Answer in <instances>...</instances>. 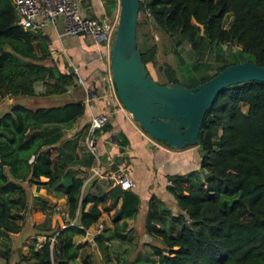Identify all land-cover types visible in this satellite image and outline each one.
Returning <instances> with one entry per match:
<instances>
[{"label": "trees", "instance_id": "trees-1", "mask_svg": "<svg viewBox=\"0 0 264 264\" xmlns=\"http://www.w3.org/2000/svg\"><path fill=\"white\" fill-rule=\"evenodd\" d=\"M138 10L174 37L171 52L178 76L172 69L173 80L186 87L233 62L249 60L264 67V0H138ZM227 13L231 17L224 26ZM36 37V32L15 23L11 0H0V99L36 95L35 82L43 86L40 95L59 94L73 84V72L60 70L47 51L35 52ZM225 42L238 47L225 53L221 49ZM183 43L191 52L208 49L212 56L186 61L178 49ZM136 48L143 65L153 61L154 44L144 49L136 44ZM83 110V101L76 99L36 107L15 102L0 114L3 264H8L11 252L6 238L21 228V215L13 211L27 209L23 181L42 185L56 197L64 196L67 218L73 221L56 226L39 242L34 237L28 242L23 239L25 249H17L14 264H80L72 237L83 235L97 220L101 212L97 204L104 201L102 194L83 191L82 176L60 167L77 161L88 165L93 160L88 149L82 150L79 158L73 152L82 134L60 140V124L76 119ZM196 143L201 150L203 179H197L198 170L170 178L166 189L175 210L150 195L143 227L159 244H149L146 254L129 264H264V81H244L221 89L203 115ZM53 150L56 159L52 158ZM40 176L46 179L39 180ZM119 195L117 214L130 216L136 210L135 196L126 191H119ZM43 204L44 199L33 196L28 209ZM172 226H177L175 232ZM97 234L93 240L105 259L104 241L124 238L118 226Z\"/></svg>", "mask_w": 264, "mask_h": 264}, {"label": "crops", "instance_id": "crops-1", "mask_svg": "<svg viewBox=\"0 0 264 264\" xmlns=\"http://www.w3.org/2000/svg\"><path fill=\"white\" fill-rule=\"evenodd\" d=\"M118 7V0H81L80 2V10L83 14L110 22L117 19ZM35 32L40 40L43 38L48 44L51 51L48 56L57 67L62 71L73 72V84L67 86L62 93L40 95L38 93L42 91L43 86L40 82H35L33 89L37 94L25 96L30 101L24 105L28 107L48 106L81 99L84 104L83 113L74 120L60 124L63 131L60 140L75 136L79 138V135L82 134L83 137H80L73 147V152L78 158L82 150L87 149L84 130H87L91 115L104 112L108 117L105 125L94 129L96 131L92 135L94 153L91 163L85 165L77 161L60 166L63 170L70 168L75 175L83 177L82 189L84 192L102 194L103 202L109 203L103 209L100 208L101 203H98L97 206L101 212L97 220L85 229L83 235H73L72 237L73 242L78 246V261L80 264H88L89 260L85 258L88 253L86 248L95 242L93 236L100 231L97 233L95 231L100 224L99 221L110 216L104 226L105 234L115 226H118L123 232L136 229L137 225L141 227L150 195L159 198L167 207L175 208L174 199L167 191L166 186L173 176L200 170L201 150L196 142L183 147L170 148L164 142L151 138L131 118L115 93L110 76L109 48L102 41H96L85 33L73 36L66 34L60 17H56L53 22H46ZM13 97L5 96L6 105L15 103ZM121 141H125V144L121 145ZM56 154V151L53 150L51 154L53 159H56ZM123 173L128 174L133 181L127 190H121L115 184V179ZM203 173H200L202 179ZM45 179V177H39V180ZM46 190L50 193H46ZM119 191L130 192L136 198V210L130 216L123 217L117 214L121 203ZM30 193L32 196L25 210V222L22 225V221L19 220L20 230L9 233L10 238L16 236V241L11 239L10 247L14 254L19 247L21 250L25 249V246L20 244L22 239L19 234L21 232L24 233V237L29 232V237L36 239L40 236L44 237L45 230L32 223L31 215L36 208L28 209L33 196H39L52 202L59 198L62 201L59 207L65 206L64 196L56 197L52 190L46 189L44 186L42 192L31 190ZM88 205L89 203L85 205V209ZM122 221L125 222L124 226L120 224ZM62 225L64 224L60 226ZM26 231L27 233H25ZM107 241H104L106 245Z\"/></svg>", "mask_w": 264, "mask_h": 264}, {"label": "water", "instance_id": "water-1", "mask_svg": "<svg viewBox=\"0 0 264 264\" xmlns=\"http://www.w3.org/2000/svg\"><path fill=\"white\" fill-rule=\"evenodd\" d=\"M118 3L109 44L110 76L123 108L151 138L170 148L195 143L203 115L221 89L244 81H264L263 66L242 60L186 87L173 80L172 66L164 60L157 64V69L165 81L156 82L146 71L136 48L138 0Z\"/></svg>", "mask_w": 264, "mask_h": 264}, {"label": "rangeland", "instance_id": "rangeland-1", "mask_svg": "<svg viewBox=\"0 0 264 264\" xmlns=\"http://www.w3.org/2000/svg\"><path fill=\"white\" fill-rule=\"evenodd\" d=\"M230 17L231 16L229 13L224 15L223 17L224 26L228 24ZM136 22H137V26H136L137 47H139L140 49H144L152 44L155 45L153 61L146 62V64L144 65L148 74L156 82L163 83L165 79L161 73V70L157 69V64L166 60L170 62L174 73L176 74V76H178L177 63H176L173 53L171 52V48H172L171 41L174 39V37L169 36L163 31H161L160 29H158L154 25V23L148 18V15L145 11L138 10ZM33 43H34V50L37 54H45L46 51L48 52V54L51 53L50 49L48 48V44H46L43 38H41L40 40L38 37H36ZM237 47L238 46L232 42H225L221 44V49L225 53L232 52ZM178 49H179L181 56L186 61L191 60L193 57H196V58L201 57L203 60H207L208 58H211L212 56V53L208 49H204L200 53L191 52V50L188 48L186 43L181 44ZM44 61L48 62L49 60L45 59ZM13 98L15 99V102L21 103L23 105L24 104L26 105V102L30 101L29 99H26L27 97L20 96V95H16ZM8 107L9 105L8 104L6 105L5 96H3L0 99V114L6 111ZM240 107L242 110L245 109V105L243 104H241ZM197 173H198L197 179L202 180L200 173H203V171L200 169L197 171ZM203 177H204V173H203ZM22 185H23V188L26 194L27 205L32 196L30 193L31 190H34L36 192H42L43 190L42 185H36L35 183L28 184L26 181H23ZM46 193H50V192L46 190ZM60 202L62 201L59 198L56 199L54 202L48 199H44V204L42 207L35 206L36 209L31 215L32 223L35 226H39L43 228L45 230L44 234H47L48 232H50L49 230H53V228H55L56 226H60L61 224H65L69 221L70 222L73 221L67 218V215L65 212V206L59 207ZM107 204L109 203H106V202L101 203L100 208L103 209L107 207L108 206ZM171 209L175 210L176 208L173 207ZM16 212L21 215L19 220L22 221V225H23V223L25 222V218H26V211L25 210L24 211L22 210L13 211L14 214H16ZM109 217L110 216H107L101 221H99L101 224V227H100V231L98 232V234L106 231L104 226L106 225V221L108 220ZM164 227L165 228L168 227V224L165 223ZM171 228H172V231L175 232L177 229V226H172L170 227V229ZM118 229H119V232L123 233L124 238L123 239L112 238L107 241L108 242L106 245L107 246L106 251H107V256H108L107 259L101 256V253L97 245L95 244V242L93 243V245H89V247L86 248L88 253L85 256V258H88L89 260L88 264H129L135 257L141 256L142 254L143 255L146 254L149 244H159L155 236H149L144 232L143 224L141 227L137 225L136 229L127 230L124 232L120 228ZM25 233H27V231ZM29 233H27L24 237V233L21 232L19 234V237H21L22 240L24 239L28 242L31 239V237H29ZM43 238L44 237L40 236L36 240L41 241ZM11 239L16 241V236L10 238L8 235V238H6V240L8 241L9 247H11ZM1 247L3 246L0 243V248ZM12 251L10 252V260L8 264H14L15 261L18 259L17 251H16V254H14ZM0 264H3V259L1 257H0Z\"/></svg>", "mask_w": 264, "mask_h": 264}, {"label": "built area", "instance_id": "built-area-1", "mask_svg": "<svg viewBox=\"0 0 264 264\" xmlns=\"http://www.w3.org/2000/svg\"><path fill=\"white\" fill-rule=\"evenodd\" d=\"M13 5L14 21L23 29L37 31L46 22H53L60 17L63 22V30L68 35L85 33L96 41H102L107 48L113 39L116 20L99 19L83 14L80 10L81 0H11ZM80 81L79 78H77ZM107 114L99 112L89 118L84 140L87 149L94 153V129L106 124ZM133 181L128 174H121L115 179V184L121 190H127ZM98 224L96 233L100 230ZM53 236L50 237V241Z\"/></svg>", "mask_w": 264, "mask_h": 264}]
</instances>
